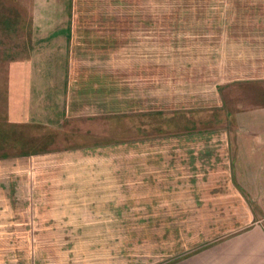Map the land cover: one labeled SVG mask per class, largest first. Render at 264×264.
Instances as JSON below:
<instances>
[{
    "label": "rangeland",
    "instance_id": "rangeland-1",
    "mask_svg": "<svg viewBox=\"0 0 264 264\" xmlns=\"http://www.w3.org/2000/svg\"><path fill=\"white\" fill-rule=\"evenodd\" d=\"M46 12L79 19L61 59L74 72L109 67L111 102L98 115L76 105L56 127L7 123L6 67L28 58L33 14L0 0V264H166L264 225V179L236 159L233 137L236 101L264 97V0ZM160 185L182 214L154 226Z\"/></svg>",
    "mask_w": 264,
    "mask_h": 264
},
{
    "label": "crops",
    "instance_id": "crops-1",
    "mask_svg": "<svg viewBox=\"0 0 264 264\" xmlns=\"http://www.w3.org/2000/svg\"><path fill=\"white\" fill-rule=\"evenodd\" d=\"M11 1L14 3V0ZM16 1L31 9L33 18L31 27L26 28L28 58L11 59L6 67V122L13 125L36 122L56 127L63 122V118L75 111L76 105H80V108L85 105L86 112L94 111L96 115L108 111L112 95L110 68H96L93 62L79 72L68 69L60 55L64 53L72 25L79 24V19L66 16L57 20L46 12L51 8L68 10L74 0ZM57 24L62 25L56 27ZM95 76H99L97 81ZM81 83H85L84 88ZM254 98H246L243 102L237 98L236 104L239 106L234 112L236 130L233 137L235 148L238 149L236 159L241 161L242 166H250L253 175L258 173L257 177L264 179V97ZM1 158L0 166H3L6 158ZM10 158L7 157L6 162ZM170 189L168 185H160L154 187L150 194L149 201L155 202V207L146 213L150 212L147 217L156 218L151 221L154 226H159V218L171 224L175 222L174 218L182 214L169 205L176 197L173 193L171 195ZM161 191L167 192L166 195L159 194ZM164 201L167 203L161 208L160 202ZM176 201H182V198L177 197ZM186 252L166 264H264V225L255 222L209 246Z\"/></svg>",
    "mask_w": 264,
    "mask_h": 264
}]
</instances>
